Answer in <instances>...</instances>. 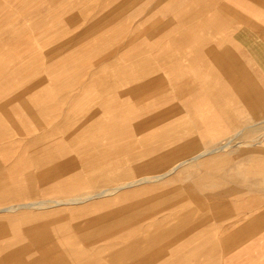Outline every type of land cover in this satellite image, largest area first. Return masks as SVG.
I'll return each instance as SVG.
<instances>
[{
    "label": "crops",
    "instance_id": "crops-1",
    "mask_svg": "<svg viewBox=\"0 0 264 264\" xmlns=\"http://www.w3.org/2000/svg\"><path fill=\"white\" fill-rule=\"evenodd\" d=\"M134 1L98 0L95 4L96 11L94 10L93 14L100 15V17L84 28L82 35L86 34L85 36H87L99 30L124 31V36L120 35L119 39L107 41V44L111 43L112 46L104 51L102 57H96L90 75L104 68L109 61L115 62L124 56L131 57L135 64L134 57L136 55L131 52L130 48L137 41L141 47L140 52L137 53L138 64L140 62L139 73L136 70L133 77L129 78V82L125 83L124 88H115L112 94L96 98L103 106L101 115L94 118L93 123L85 125L73 135L77 142L73 143L72 150L77 154H82L81 156L62 157L61 153L65 152V148L52 146L50 142H46L44 147L38 150L39 155L34 157L37 162V170L23 171L21 179H18L19 181L26 180L29 183L39 181L41 187L19 188L13 185L3 190L0 195L3 200L4 197H7L5 194L9 198L22 199L23 196L30 197L32 193L47 192V189L53 190L59 187L66 193L65 197H58L55 201L47 199L41 200V203L39 201L22 202L18 203L17 207L14 206L15 204H11L12 207L7 205L9 209L7 206L0 207V212L4 213L0 217V264H70L72 259L80 261L81 258L78 255L86 253L87 249H111L114 251L113 254L140 255L139 260L136 257L137 260L134 262H118L121 257L113 259L118 264H154L159 255L165 254L164 251L171 242L181 239L184 242L195 240L194 223L198 217L191 216L195 208L213 210L214 218L224 217L230 212L228 195L233 191L240 190H257L262 193L263 198L250 201L249 210L240 214L241 218L245 220L241 226H238V223L233 224L234 227L227 234L221 236L217 232L224 228H213L216 241L215 252L222 248L225 250L234 248L240 240L250 238L248 234L254 235L255 232L264 229V146L262 145L264 140L259 139L264 137V131L258 134L256 123L241 126L239 124L240 116L233 112V109L238 111L251 107L255 112L264 114V89L261 84L262 81L264 82V0H157V5L164 1L163 7L173 8L175 13H179V18L163 22L156 19V13L153 12L151 25L154 26L150 33L154 35L155 32L166 30L178 34H175L176 36L168 35V38L179 42L180 46L189 47L187 51L189 57L187 58L193 62L192 65H188L190 73L188 76L184 75L185 71L183 73L182 67L176 68V71L183 75L173 77L175 78L174 83L170 86L171 90L176 92L175 96L185 104L184 118L181 119V123L172 127H183L180 130L170 127L159 135H147L148 139L146 140L128 141L134 144V152L127 158L126 154H121L125 151L127 144L125 139L127 129H123V127H126L134 118L141 116L142 121L134 122V126L142 130L143 120L150 121L152 124L154 121L170 118L171 114L175 115L183 109L180 105L172 104L160 108L155 114L142 116L143 114L139 115L140 111L132 108L133 102L129 103L123 98L127 94L129 98H133V101L141 102L149 94L153 95L150 91H155L154 94L159 96L169 87L165 81L166 77L160 74L163 72L161 64L166 59H163L160 52L161 44L158 41L153 43V46L159 47L156 59H152L156 65L147 67V62H152V60L149 59L150 55L148 56L144 49L147 36L146 24L149 22L145 18L148 14V2L145 0H143L140 9L142 22L140 20L138 22L143 26L139 35L136 36L135 32L130 36L127 34L128 28L124 22L129 20L133 14L128 13L127 10L132 7ZM154 5L152 6L154 7ZM216 33H221L220 36L223 37V33H227L230 41L242 49L246 58L244 63L228 50L230 47L226 46L225 38L224 42L223 37ZM64 44L68 45V43ZM184 51L181 56L186 54V50ZM165 54L171 63L180 60L178 56L169 53V51ZM61 72L56 71L54 75L58 76ZM87 73L86 71V75ZM60 76L64 75L60 74ZM3 77L5 80L0 83V92L6 91L10 87L14 74L8 72L4 75L3 73L0 79ZM47 80L48 78L37 79L33 85H29L27 88L32 89ZM55 83L59 84V82ZM44 85L45 90L52 88L50 83ZM61 85L69 88L67 99L70 101L75 99L70 97L71 88L90 89L96 87L91 77L88 81L78 78L76 80L75 77H71V80L63 82ZM101 87L108 90L113 86H106V81H103ZM22 92L20 95L23 94ZM7 101L2 103V106H5ZM182 121L184 122L182 123ZM230 130L233 132L226 134ZM91 134L90 140L82 139ZM3 135L5 134L1 133V136ZM5 144L0 146L2 155L8 151ZM81 144L86 146L80 147ZM100 144L103 145L102 148L95 146ZM111 144L118 146L112 150L108 146ZM79 159L103 160L104 163L107 160H118L120 170L116 176L118 184L128 180L133 183L130 184L131 186H124L113 193L106 192V190H110L111 186L99 191H91L86 186L78 192H72L74 183L81 185L77 181L78 173H72L73 161L77 162ZM127 159L133 160V165L127 166ZM244 161L249 165L245 166ZM115 164L117 165V163ZM234 164L236 168H234ZM5 166L7 170L10 167L8 162H5ZM127 168L131 170V173L126 172ZM103 173L104 171H101L98 174L103 175ZM73 174L76 179H73ZM156 174L165 175L152 181L137 180L143 175ZM249 174L254 176L250 177ZM256 174L258 175L255 176ZM8 181L9 178L0 173V187L7 185ZM11 182L18 181L11 180ZM169 185L176 186L173 189L177 192ZM95 193L97 194L95 195ZM87 195L88 198L82 197H87ZM133 196L135 203L128 206L125 200H129ZM99 197L101 200L87 202ZM71 198H85L79 202L88 204L65 209L57 208L52 213L63 215L68 218L66 223L72 225L73 223L86 222L78 220L77 216L80 217L89 211L97 212L102 209L103 216L106 217L100 221L102 225L84 232H75L73 236L76 238V242L62 244L57 242L55 245L49 244V240L56 238L55 235H52L54 234L53 228L30 225L25 226V228L28 227V231L22 234L23 223L33 224L40 214H32V209L79 203L69 202ZM147 201L150 204H146ZM139 202L141 203L139 204ZM185 203H188L189 206L185 207ZM127 206L135 207V211L128 209L131 214L147 215L154 212L150 207H157L159 208L157 210L160 211L166 210V207L181 209L173 211L174 222L167 220L168 222L161 225L151 224L149 225L151 228L146 229L144 235L135 236V233H125L124 230L126 222H129L125 213ZM138 206L145 209L137 212L136 207ZM22 209L30 211H21ZM80 210L81 214H77ZM16 211V215H11ZM73 215H77L74 217V221ZM20 217L22 219H19ZM86 226L82 225V228ZM190 232L194 233L187 235ZM253 235L251 238L254 237ZM262 238L264 239V232ZM81 242L87 247L77 246ZM249 242L252 243V240ZM65 244L67 247L59 248ZM261 262L257 259V264H261ZM77 264H82V262Z\"/></svg>",
    "mask_w": 264,
    "mask_h": 264
},
{
    "label": "rangeland",
    "instance_id": "rangeland-1",
    "mask_svg": "<svg viewBox=\"0 0 264 264\" xmlns=\"http://www.w3.org/2000/svg\"><path fill=\"white\" fill-rule=\"evenodd\" d=\"M97 1L0 0V76H2L3 73L6 75L8 72L14 74V77L11 78L12 84L10 87H8L6 91L0 92V136L1 133L5 134L0 137V146L6 143L5 148L8 150L3 155L0 154V173L1 175L5 174L9 178L7 185L0 187V195L5 188H9L13 185L19 188L41 187L39 181L29 183L26 180L19 181L18 179H21L23 171L28 170L30 172V170H37V162L34 160V157L39 155L37 153L38 150L43 148L46 142H50L52 146L65 148V152L61 153L62 157L81 156L82 154H77L72 150L74 147L73 143L77 142V139L73 137V135L85 125L93 123L94 118L101 115L103 106H101L102 104L96 98L105 94H112L115 88H124L126 86L125 83L129 82V78L133 77L136 70H138L139 73L140 62L138 64L137 53L140 52L141 47L140 43L137 41L133 47L130 48L131 52L136 55V57H134L135 64L131 57L124 56L117 59L115 62L112 60L109 61L108 65L104 68L90 75V70L93 68V62L96 57H102L104 51L111 48L112 44H107V41L110 39H119L120 35L124 36V31L121 32L118 30L113 32L109 30H99L91 34L88 33L89 35L87 36H85L86 34L82 35L84 32L83 29L88 27L93 20L100 17V15L93 14L96 11L95 4ZM145 1L148 2V14L145 18L146 21L149 20L146 24L147 36L144 47L145 53L148 54V56L150 55L149 59H156L159 47L153 46V43L158 41L161 44L160 52L163 55V59L166 60L161 64L163 72L160 74L166 77L165 81L169 87L167 90L162 91L159 96L154 94L155 91H150L153 95L151 96L149 94V96L145 97L146 99L144 98L141 102L133 101V98H129L127 94L124 95L123 98L129 103L133 102L132 108L140 111L139 115L143 114L142 116L155 114L160 108L168 107L172 104L180 105L183 109L181 112L175 113V115L171 114L170 118L162 121H154L152 124L150 121L143 120L142 130L134 126V122L137 123L142 121L141 116L134 118L126 127H123V129H127V136H125L127 144L125 146V151L121 154H126L127 158L132 156L134 152V144L128 141L139 139L146 140L148 139L147 135H159L162 131L168 130L177 123H181V119L185 116V104L180 98L175 96L176 92L171 90L170 86L174 83L175 78L173 77L183 75L179 71H176V68L182 67L183 73L185 71L184 75L188 76L190 75L188 72V65H192L193 63L187 58L189 57V55H187L189 47L180 46L179 42L174 41L172 38H168V35L173 34L176 36L178 34L166 30L155 32L154 35L150 33L152 26H154L151 25V14L153 12L156 13V19L163 22L173 20V18L178 19L179 13H175L176 11L173 8L167 9L163 7V4H165L164 1L159 5L156 4L157 0ZM150 1L151 3L149 4ZM142 3L143 0H135L132 7L127 10L128 13H133L129 20H125L124 22L128 28V36L134 32L135 35L138 36L142 29V23L140 24L138 22L139 20L142 22L140 10ZM153 4H155L154 7L152 6ZM216 35L220 36L221 33H216ZM223 35L224 37H220H223V40L225 38L226 46L228 45L230 47L228 50L233 52L235 56L244 63L246 60L245 53L230 41L227 37V33H223ZM64 43H68V45ZM184 50H186V54L181 56L182 52H185ZM168 51L178 56L180 60L176 61V63L169 62V58H166L165 54ZM153 65H156L154 60H152V62H147L148 68L153 67ZM56 71H62L60 74L64 76L62 77L60 74L55 76L54 74ZM86 71L88 72L87 75ZM71 77H75L76 80L78 78L84 81L90 80L91 77L96 87L90 89L71 88L70 97L75 99L70 101L67 99L69 96V88L61 84L71 80ZM41 78L43 80L48 78L49 81H43L42 84L32 89H30V87L27 88L29 85H33L37 79ZM55 78L57 79L56 81ZM4 80L5 77L0 79V83ZM178 80L182 81L181 79ZM103 81H106V86L111 85L113 87L108 90L102 88L101 83ZM55 82H59V84ZM46 83H50L52 88L45 90L43 87ZM261 84L264 89V82L262 81ZM20 92L23 94L20 95ZM36 93L38 94L35 95ZM5 101H7V104L2 106V103ZM242 108L244 107L242 106ZM94 111L96 112L95 114ZM233 112L240 116L239 124L241 126L256 123L258 125L257 129L259 130L258 134L264 131V114L255 112L251 107H246L244 110L238 111L233 109ZM87 118L89 119L87 120ZM183 122L184 121H182V123ZM182 127L183 126H175L172 127V129L180 130ZM232 132L233 130H230L226 134ZM91 138L92 134L84 136L82 139L90 140ZM259 139L264 140V137ZM59 140H61V143H59ZM76 145L75 143V146ZM262 145L264 146V141ZM85 146L86 145L83 144L80 145V147ZM95 146L102 148L103 145L100 144ZM108 146L113 150L115 147L117 148L118 145L111 144ZM5 162H8L10 165L8 170L5 166ZM115 163H117V165ZM126 163L127 166L133 165V160L127 159ZM244 165L247 166L249 163L244 161ZM233 166L236 168L235 164ZM72 170V173H78L77 181L81 184L79 185L77 183L76 185L74 183V187L71 190L72 192H78L86 186L91 191H99L107 186L113 187L118 184L116 176L120 173L118 160H107L104 163L103 160L94 161L79 159L77 162L73 161ZM101 171H104L103 175L98 174ZM126 172L129 174L131 170L127 168ZM257 175L258 174L255 176ZM249 176L253 177L254 175L249 174ZM73 179H76L74 174ZM11 180H17L18 182L12 183ZM174 187L176 186H170L172 189ZM173 190L177 192V190ZM65 193L66 192L59 187L53 190L47 189V192L32 193L30 197L23 196L22 199L9 198L8 195L5 194L7 197H4V200L3 197L0 198V207L29 201L55 200L58 199V197H65ZM261 198H263V195L257 190L233 191L227 197L230 207L229 214L218 218H214L213 210L211 209L195 208L191 213L192 217H198L194 223L196 233L195 240L184 242L181 239L171 242L169 247L164 251L165 254L159 255L154 264H257V259L262 261V264L264 262V239L262 238L264 229L255 232L254 235L252 233L248 234L250 238L240 240L237 242L238 245L234 248L228 250L222 248L216 252L215 231H213V228L223 227V231L218 230L217 232V234L221 236L222 234H227L228 231L234 227L233 224L238 223V226H241L245 220L241 218L242 215L240 214L245 210H249L250 205L248 204H251L250 201H257ZM134 199L135 197L133 196L125 201H127V205L130 206L134 205ZM95 200H101V198H94L87 202H93ZM140 203L141 202H139V204ZM85 204L88 203L61 204L58 206L51 205L39 209H32V214H40L36 217L37 220L34 221L33 224L29 222L23 223L24 229L22 234L28 231V227L25 228V226H47L51 229L53 228L54 234L52 235L56 237L49 240V244L55 245L57 242L61 244L76 242L77 240L73 236L75 232H84L95 226L102 225L100 221L106 218L103 216L104 213H102V209H99L97 212L89 211L87 214H83L80 217L73 215V221L74 217L77 216L78 220H84L86 222L80 224L73 223L72 225L66 223L68 218L63 215H58V213H52V211L57 208L65 209L71 206L78 207ZM146 204H150V202L147 201ZM185 205V207L189 206L188 203H185ZM128 206L125 207V213L126 219L129 222H126V229L124 230L125 233H135V236L144 235L145 230L151 228V226H149L151 224L157 226L164 224L167 220L174 222L173 219H175V216L173 211L181 209L166 207V210L160 211L157 210L159 209L157 207H150L154 212H152L151 215H147L140 213L131 214V211L128 209L130 208V210L135 211V207L132 208ZM136 208L137 212L141 211V209H145L140 206ZM21 211L30 210L22 209ZM255 211H257V209H255ZM16 214L17 211L11 215ZM77 214H81V210L78 211ZM2 215H4V213L0 212V217ZM19 219H22V217ZM81 224L87 226L82 228ZM193 233L194 232H190V234L188 233L187 235H192ZM251 235L254 237L251 238ZM250 240H252V243L249 242ZM77 246L87 247L86 244L82 242ZM65 247H67V244L61 245L59 248ZM113 253L114 251L111 249H87L86 253L78 255V257L81 258L80 261L72 259L70 264H77L78 262H82V264H118L117 261L113 259L121 257L118 262H134L137 260L136 257L138 260L140 258V255L135 256L134 254L126 255L124 253ZM151 256L153 257L154 255ZM148 258L150 257L148 256Z\"/></svg>",
    "mask_w": 264,
    "mask_h": 264
},
{
    "label": "bare ground",
    "instance_id": "bare-ground-1",
    "mask_svg": "<svg viewBox=\"0 0 264 264\" xmlns=\"http://www.w3.org/2000/svg\"><path fill=\"white\" fill-rule=\"evenodd\" d=\"M203 154V153H202ZM201 155V154H200ZM184 161V160H183ZM187 161V160H186ZM183 164V163H182ZM184 165V164H183ZM178 166H180L179 164H178ZM173 167V166H172ZM181 167H182V165H181ZM174 168V167H173ZM166 171H168V170H166ZM165 171V172H166ZM171 171V170H170ZM164 172V173H165ZM169 172V171H168ZM165 174H167V172L165 173ZM165 174H156V175H143V176H141V177H139L137 180H139V181H152V180H157V179H160V178H162ZM133 181H136V180H133ZM133 182L132 181H130V180H128V181H126V182H123V183H119L118 185H115V186H113V187H111L110 188V190H106V192H108V193H113V192H115V191H117V190H119L120 188H122V187H124V186H128V185H130V184H132ZM135 184V183H134ZM131 186V185H130ZM97 193H95V195H96ZM89 196H91L90 194H89ZM88 195H87V197L86 196H82V197H85V198H88L89 197ZM92 196H94L93 194H92ZM85 198H78V199H70L69 200V202H71V203H73V202H79V201H81V200H85ZM100 198V197H99ZM65 199H67V198H65ZM64 199V200H65ZM68 200V199H67ZM88 200V199H87ZM55 201V200H54ZM59 201H61V200H59ZM73 201V202H72ZM40 202V201H39ZM38 202V203H39ZM43 202V201H42ZM61 202H63V201H61ZM64 202H67V201H64ZM68 202V203H69ZM37 203V204H38ZM41 203V202H40ZM44 203V202H43ZM54 203H56V202H54ZM58 204H59V202H57ZM80 203V202H79ZM14 205V204H13ZM16 205H18V204H15L14 206L15 207H17ZM20 205V204H19ZM23 205V204H22ZM38 205H40V204H38ZM11 207H12V205H10ZM8 208L7 209H9V206H7ZM10 207V208H11ZM15 207H14V209H15ZM13 209V208H12ZM13 209V210H14ZM17 209V208H16Z\"/></svg>",
    "mask_w": 264,
    "mask_h": 264
}]
</instances>
